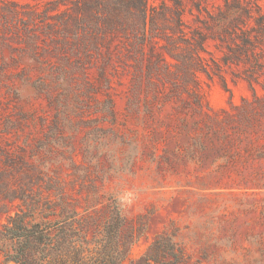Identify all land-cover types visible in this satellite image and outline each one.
Masks as SVG:
<instances>
[{
	"label": "rangeland",
	"instance_id": "374dc122",
	"mask_svg": "<svg viewBox=\"0 0 264 264\" xmlns=\"http://www.w3.org/2000/svg\"><path fill=\"white\" fill-rule=\"evenodd\" d=\"M146 2L0 0V264L15 215L87 249L120 222L121 264H264V0Z\"/></svg>",
	"mask_w": 264,
	"mask_h": 264
},
{
	"label": "trees",
	"instance_id": "16d2710c",
	"mask_svg": "<svg viewBox=\"0 0 264 264\" xmlns=\"http://www.w3.org/2000/svg\"><path fill=\"white\" fill-rule=\"evenodd\" d=\"M103 8L113 12L115 9L135 13L146 23L149 15L146 0H100ZM120 222H108L105 226L102 241L93 248L87 249L67 235L63 226H59L56 233L52 234L48 227L39 223L28 225L19 215L10 216L4 224L7 237L15 241L14 252L4 253V262L16 264H121L126 256L125 251L118 250V227ZM116 242V243H115ZM159 241L131 264L157 263L160 258Z\"/></svg>",
	"mask_w": 264,
	"mask_h": 264
}]
</instances>
